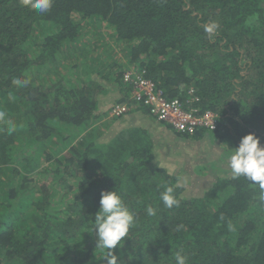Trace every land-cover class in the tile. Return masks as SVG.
I'll list each match as a JSON object with an SVG mask.
<instances>
[{"label":"trees","instance_id":"1","mask_svg":"<svg viewBox=\"0 0 264 264\" xmlns=\"http://www.w3.org/2000/svg\"><path fill=\"white\" fill-rule=\"evenodd\" d=\"M99 22L128 67L114 50L86 59ZM129 68L166 100L218 115L214 133L175 135L185 167L152 151L136 121L152 116L122 82ZM122 103L129 111L109 116ZM0 110V264H106L90 228L100 192L112 190L139 216L113 250L118 264H174L178 251L188 264H264L258 193L220 163L246 134L264 145V0H54L43 15L0 0ZM212 139L218 161L189 152ZM178 182L180 204L166 209L159 191Z\"/></svg>","mask_w":264,"mask_h":264},{"label":"clouds","instance_id":"2","mask_svg":"<svg viewBox=\"0 0 264 264\" xmlns=\"http://www.w3.org/2000/svg\"><path fill=\"white\" fill-rule=\"evenodd\" d=\"M53 3L54 0H22L24 7L41 15L48 13ZM215 27L217 26L212 24L205 30L211 33ZM29 83V79L19 77H13L11 81V84L18 88L26 87ZM0 122H6L4 110H0ZM220 155L221 166L226 165L231 179L243 178L247 181L258 193L256 196L258 205L264 208V145L261 144L260 137L254 133L246 134L239 139L237 147L231 149L227 155ZM162 187L163 190L159 191L158 199L163 207L166 209L178 207L180 200L175 194V188L184 187V184L178 182L175 187ZM98 203L99 208L90 228L95 236V248L103 254L106 264H118V256L113 250H119L124 238H128L130 229L136 226L139 216L130 210L116 190L101 191ZM145 214L147 217H155L157 208L146 205ZM183 227V224L177 225L175 230L180 231ZM229 228H231L230 224ZM174 264H188V257L178 251L174 256Z\"/></svg>","mask_w":264,"mask_h":264},{"label":"built area","instance_id":"3","mask_svg":"<svg viewBox=\"0 0 264 264\" xmlns=\"http://www.w3.org/2000/svg\"><path fill=\"white\" fill-rule=\"evenodd\" d=\"M143 74V71L135 68L126 69L122 73V82L130 85L131 100L142 104L157 122L184 135H192L200 130L214 133L218 129L219 117L216 113L211 111L201 113L198 110L183 108L177 99L166 100L162 91ZM188 95L194 97L192 89L188 91ZM111 111L114 116H119L128 112L129 106L125 103L117 104Z\"/></svg>","mask_w":264,"mask_h":264},{"label":"crops","instance_id":"4","mask_svg":"<svg viewBox=\"0 0 264 264\" xmlns=\"http://www.w3.org/2000/svg\"><path fill=\"white\" fill-rule=\"evenodd\" d=\"M109 93H107V97H108ZM113 98H116V95L112 94ZM112 99V98H111ZM137 124H139V126H142L143 124H147L146 126H142L144 129H147L149 132L152 133V138L153 141L156 144H153L152 147V151H154L156 154L159 153L160 156V163H163V161H165L166 163H170L172 162V165H174L173 163L178 162L179 161L181 163H179L183 168L185 166H183L184 161H182L181 159H177L176 158V153L181 152L183 154L185 147L181 148V142L178 141V139L176 138V132L172 129H170V127H166V126H162L163 124H161L160 122H157L153 117H149V116H145L144 118L141 119H136ZM159 143H162L164 145V147L162 148L161 146H159ZM215 141L214 139L211 140L210 143H205L203 141V147H212L214 149H216V145H215ZM196 146H198L199 148H202L201 143L197 144ZM204 152H201L202 154L206 153V149H204ZM217 150V149H216ZM173 153V156H171L170 154ZM185 153V152H184ZM189 155V152H188ZM187 155V156H188ZM207 161L206 159L203 160V162ZM164 166L169 167L168 165L164 164ZM179 167V166H178Z\"/></svg>","mask_w":264,"mask_h":264},{"label":"rangeland","instance_id":"5","mask_svg":"<svg viewBox=\"0 0 264 264\" xmlns=\"http://www.w3.org/2000/svg\"><path fill=\"white\" fill-rule=\"evenodd\" d=\"M95 27L101 28V31L94 34V37H93V39H96V41H98V42H96L97 46L95 49L93 47L91 48L92 51H90L88 53V57H86V59H90V57L91 58L95 57L94 59L96 60L97 54H100V53L105 52V51L114 50V52H113V54H115L114 58L117 57L119 59V61L122 60V63L125 65V67H128L126 61L123 59L125 56V52L121 53L119 50H117L114 47V43L112 42V39H109V37H108V34L112 35L111 29L109 27L108 28L104 27L100 22ZM98 34H101V35H98ZM74 54L76 55L75 58H77V55L79 53L76 51V49L74 51H72V55L70 57H74L73 56ZM70 59L68 60L66 65H68L69 63H72ZM155 86H156V84H155ZM156 88H157V86H156ZM109 116H113L112 111L110 112ZM146 125L147 124H143L142 126H146ZM116 131H117V128L116 129L115 128H111V129L109 128V130H108L109 133L107 134L106 138L108 139L110 135H114ZM204 149H206V153L202 154L201 152H204L205 151ZM189 152L191 153L192 156H196V154H198V156H199L198 159H200L201 161H203L204 159H206L207 161H212V160L214 162L218 161V160H216V157H218V151L212 147H202V148L195 149V150L189 149ZM183 181H185V183H187L189 186H191L193 188L192 189L193 192L194 191L201 192L204 189V188L198 189L197 187L199 186V183H196L193 181L191 182V179H185V180L183 179ZM187 184H185V185H187Z\"/></svg>","mask_w":264,"mask_h":264}]
</instances>
